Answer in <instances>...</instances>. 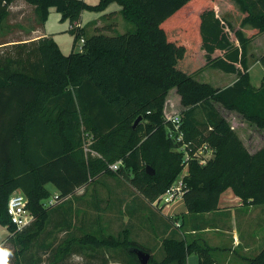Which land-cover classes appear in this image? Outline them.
<instances>
[{
	"label": "trees",
	"instance_id": "trees-1",
	"mask_svg": "<svg viewBox=\"0 0 264 264\" xmlns=\"http://www.w3.org/2000/svg\"><path fill=\"white\" fill-rule=\"evenodd\" d=\"M15 1L0 0V29ZM22 1L34 6L39 26L51 7L75 25L85 9L103 10L118 2L120 12L136 28L123 33L108 28L106 33L97 25L88 34L84 26L69 27L74 46L85 39L82 50L69 54L49 36L0 41V224L8 227L6 241L17 247L13 264L43 261L48 251L33 249L48 250L58 236L64 239L49 254L48 264H65L75 244L98 251L123 248L131 256L122 258L127 264H141L134 247L151 254L148 264H187V255L194 252L204 255L201 264H214L213 247L182 237L184 219L166 222L170 231L162 240L165 256L158 260L131 238L129 228L117 235L82 234L89 230L88 224L75 228L72 210L55 207L51 212L44 200L52 195L49 184L59 191L63 204L77 189L107 173L125 177L159 209L160 202L154 201L178 180L186 165L183 144L191 142L194 148H212L215 157L205 164L195 158L188 163L182 178L189 214L217 212L228 188L245 205H263L264 147L250 153L214 101L264 128V83L252 86L248 71V47L256 34L264 32V0H235L244 13L242 26L253 29L249 35L241 28L234 30L239 44L216 14L214 0ZM115 12L105 15L111 18ZM205 66L235 73L237 79L225 87H212L195 77ZM171 88L177 89L184 106L183 140L171 136L173 124L163 112ZM199 107L203 120L197 117ZM82 127L93 134L92 146L99 156L86 158ZM118 159L123 165L113 171L110 164ZM147 166L155 173L149 174ZM14 191L28 196L35 215L21 230L7 211ZM61 212L66 213L59 216L60 225L49 227L53 214ZM74 229H80L82 236H74ZM30 251L31 261L25 259ZM100 258V264L109 262L106 255ZM246 264H264V248Z\"/></svg>",
	"mask_w": 264,
	"mask_h": 264
},
{
	"label": "rangeland",
	"instance_id": "rangeland-1",
	"mask_svg": "<svg viewBox=\"0 0 264 264\" xmlns=\"http://www.w3.org/2000/svg\"><path fill=\"white\" fill-rule=\"evenodd\" d=\"M89 4H98L100 0H84ZM213 8L218 16L223 18L227 24V29L229 30L230 36L233 40L236 39L234 30L241 28L245 35L251 34L253 29L250 25H244L242 26V20L244 17V13L242 9L240 8L239 4L235 0H214L212 3ZM121 5L118 2H111L108 4V6L103 10H89L85 9L82 12L81 17V23L86 29V32L88 34L94 33L95 24H98L102 27V31L108 32V28L114 30L116 33H123L127 31H134L135 30V24L132 22H129L126 20L124 15L120 12ZM112 11H117L114 14H112L111 18L106 17L105 14H109ZM37 14L35 13L34 6L31 4H28L22 0H17L14 3H12L9 6V13L5 20L3 21L2 27L0 29V41L4 40H11V39H33L37 37H42V30L49 34L47 36L52 37L60 46L61 50L65 54H69L73 49L76 51L79 50V46L81 45V39H79L76 43V46H74V36L69 30L70 21L68 19H62L61 13L56 9V7H51L49 11V15L47 20L42 26H39V21ZM100 20V21H99ZM99 21V22H98ZM42 27V29H41ZM111 30V31H112ZM110 32V31H109ZM236 44H239L238 40L236 39ZM202 53V56L205 57L206 52L204 50H200ZM248 58H249V75H250V83L255 88L261 87L264 83V32L256 34L253 39L251 40V43L248 47ZM237 76V75H236ZM195 77L198 81L205 82L212 87L219 88L224 87L228 84H230L235 75L226 73L220 69L212 68L205 66L200 71H198L195 74ZM214 104L217 106V108L228 118L234 132L238 135V137L242 140L245 147L248 149L250 153H256L260 149L264 147V128L259 127L254 122H251L247 119H245L243 116H241L237 111L228 109L222 105V103L214 101ZM184 106L181 104L179 93L175 88H171L166 96V100L164 103V116L166 119L170 117V115L178 112H183ZM197 117L200 120L204 119V113L202 109L199 107L197 110ZM82 134V144L86 153V158L88 157H96L99 156L100 153L97 152L92 144H93V134L88 132L87 130H84V127L81 129ZM203 154H206L210 156V158L215 157L214 150L212 148H209L208 150H202ZM115 162L121 163V166L123 165V160L118 159ZM201 164V163H200ZM189 165L186 164L180 173L178 180L181 179L185 174L188 173ZM117 171V170H114ZM121 176V175H120ZM105 181L104 179H97L92 184H95L97 188L100 187L98 184L104 185ZM95 187V188H96ZM49 190L51 191L52 195L44 200L45 207L51 209V212L57 208L60 207L61 209L67 211L72 210L73 212V220L72 225H74L75 228H78L81 223H83L79 219V215H82L83 209L79 206L82 205L83 201L79 202V197L76 195V193L66 199V201L62 204V200H56L54 199L55 196V187L50 185L48 186ZM96 188V191H97ZM106 188H108L106 186ZM93 191V190H92ZM224 198L227 199L228 194L235 195L232 188L226 189L224 192ZM222 193V194H223ZM227 196V197H226ZM237 198H239L237 195H235ZM92 199V198H91ZM88 198L85 200V202H88V206L85 207L87 211V217L86 222L88 223L89 230L85 231L82 230V234L85 233H93L95 235L105 236L108 234H114L116 233L114 231H107L105 229H102L99 231L98 228L94 229V219L92 218V215L88 214L92 213L93 207H92V200ZM241 199V198H240ZM181 197L176 198L175 201H179L181 203ZM62 204V205H60ZM164 204L161 202L160 205ZM264 205V204H263ZM149 207L150 204H148ZM166 206V205H164ZM239 209L235 210L233 214L229 215V213H226L223 217V225L228 227H236L237 229H242L244 226V217H245V209L247 205H245L241 199ZM226 208H221V210H225ZM92 210V211H91ZM66 212H61L58 214H53L51 223L49 224V227H54L55 222L58 223V226L60 225L59 216H62V214H65ZM180 219L185 220V226L184 229H186L189 226V223H200L201 221H214L216 216H219L218 213H212L211 215H206L205 213H185L180 212L175 214ZM166 222L173 220L172 217H164ZM168 218V219H167ZM249 220V219H248ZM67 221V218H65V223ZM63 222V219L61 220ZM171 222V221H170ZM98 223V222H97ZM249 224L251 227V220H249ZM7 226H3L0 224V245H3L5 248H8L11 250L12 255L9 258V264H13V262L16 259L15 256V250H17V247L10 241H6L7 235L9 234V231L7 229ZM177 231V230H176ZM80 234V229L77 231L74 229L73 235L74 236H82ZM44 237V236H42ZM227 237L231 238V235H223L222 239L223 241L227 240ZM64 237L58 236L55 240L54 246H51L48 248V250H45L44 248H41V250H35L33 249V252H45L48 254L44 255L43 261H40L38 264H48V258L49 254L54 251V249L59 245L62 244ZM40 240H42L40 238ZM46 242L49 241V238H45ZM44 241V240H43ZM52 241V239L50 240ZM40 244V241L38 242ZM38 247V246H37ZM39 248V247H38ZM74 253L70 254L68 256V261L65 262V264H99L101 261L100 256H103L106 254V252L110 255L107 256L108 261L112 260V264H115L117 261V264H122L123 261L120 260L122 258H131L130 255L125 252V249L123 248H117V249H110V248H103L100 251L98 249H93L91 246L84 247L80 244H75L74 247ZM162 248L158 250V252L155 253V258L158 260H162L165 256V251H161ZM238 252V250H237ZM161 253L163 255H161ZM32 254L34 253L27 252L25 255V259L31 261ZM120 258V259H116ZM110 262V261H109ZM64 264V263H61Z\"/></svg>",
	"mask_w": 264,
	"mask_h": 264
},
{
	"label": "crops",
	"instance_id": "crops-1",
	"mask_svg": "<svg viewBox=\"0 0 264 264\" xmlns=\"http://www.w3.org/2000/svg\"><path fill=\"white\" fill-rule=\"evenodd\" d=\"M95 25L97 26L98 24ZM42 32L43 36L49 35L43 30ZM232 74L235 77L230 84L237 79L236 74ZM99 178L104 179L105 183L104 185L98 184L100 186L98 188L95 186L97 188L96 191L95 184L92 183ZM55 193H59L56 188ZM76 195L79 197V202L83 201L82 205L79 206L83 209L82 215H79V219L83 223L80 224L79 228H83L88 224L85 220L87 217L85 207L88 206V202H85V200L92 198L93 211L91 210L92 213H89L88 216L92 215L94 219V229L98 228V231L99 229L114 231L117 235L123 229L129 228L131 238L150 249L153 255L162 248V240L170 231L166 227L167 223L164 217H172V223H175L179 219L175 214L180 212L188 213L183 197H181V203L175 201V199L168 205L164 206L165 204H162L159 209H156L122 175L100 173L88 185L77 189ZM227 195V199L224 198V193L221 195L220 209L217 212L206 213V215L218 213L219 216H216L215 222L189 223V226L184 231L180 230V232L182 237H186L188 241H199L213 247L214 249L210 252V255L214 264H246L248 258L257 255L264 248V205H247L244 208L245 217L242 229H237L234 226H224V215L229 212V215L233 214L235 210L240 208L241 202V199L235 195L228 193ZM221 208L226 209L221 210ZM248 219L251 220L252 231ZM223 235H231V238L229 237L228 239L227 237V240L223 241ZM105 255L108 256L109 254L106 252ZM161 255L163 254L161 253ZM203 258L204 255L196 252L188 254L187 264H201L200 262ZM112 260L110 257V262L106 264H112ZM122 264L127 263L123 261Z\"/></svg>",
	"mask_w": 264,
	"mask_h": 264
},
{
	"label": "built area",
	"instance_id": "built-area-1",
	"mask_svg": "<svg viewBox=\"0 0 264 264\" xmlns=\"http://www.w3.org/2000/svg\"><path fill=\"white\" fill-rule=\"evenodd\" d=\"M83 26L81 24V20L77 22L75 25H70V28L80 27ZM81 45L79 46V50L83 49V45L85 42L84 38H81ZM173 124V132L171 136H177L178 140H183V133H182V115L181 112L174 113L170 115L168 118ZM177 133V134H176ZM183 148L185 149V162L186 164L189 163L191 159H197L201 164H205L206 161L210 158V156L203 154L202 150H208L209 148L205 146H200L194 148L191 145V142H184ZM121 166V163L114 162L110 164V168L112 170H118ZM186 184L183 181V178L177 180L164 194L160 196L159 199L154 201V204L158 202H163L165 205H168L170 202L175 200L176 198L183 197L184 190ZM54 199L58 201V194H55ZM29 198L26 194L21 191H14L8 200L7 203V211L11 218L12 223L16 226L18 230L25 228L26 226L30 225L34 219L35 215L28 207ZM8 229V228H7ZM9 231V230H8Z\"/></svg>",
	"mask_w": 264,
	"mask_h": 264
},
{
	"label": "water",
	"instance_id": "water-1",
	"mask_svg": "<svg viewBox=\"0 0 264 264\" xmlns=\"http://www.w3.org/2000/svg\"><path fill=\"white\" fill-rule=\"evenodd\" d=\"M141 120H142V116L140 115L135 120V122L133 124V127L135 128L141 122ZM147 172L149 174H154L155 173V170L151 169L150 166H147ZM132 250L137 255V258H138V260H139V262L141 264H148V262L150 261V258H151V254L148 251H146V250H144V249H142L140 247H134V248H132Z\"/></svg>",
	"mask_w": 264,
	"mask_h": 264
},
{
	"label": "clouds",
	"instance_id": "clouds-1",
	"mask_svg": "<svg viewBox=\"0 0 264 264\" xmlns=\"http://www.w3.org/2000/svg\"><path fill=\"white\" fill-rule=\"evenodd\" d=\"M12 255L10 249L0 245V264H9V258Z\"/></svg>",
	"mask_w": 264,
	"mask_h": 264
}]
</instances>
